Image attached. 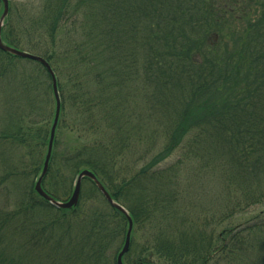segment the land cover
<instances>
[{"label": "trees", "instance_id": "16d2710c", "mask_svg": "<svg viewBox=\"0 0 264 264\" xmlns=\"http://www.w3.org/2000/svg\"><path fill=\"white\" fill-rule=\"evenodd\" d=\"M0 40L55 77L42 190L124 209L35 191L52 80L0 49V264H116L128 217L123 264H264V0H8Z\"/></svg>", "mask_w": 264, "mask_h": 264}, {"label": "water", "instance_id": "95a60500", "mask_svg": "<svg viewBox=\"0 0 264 264\" xmlns=\"http://www.w3.org/2000/svg\"><path fill=\"white\" fill-rule=\"evenodd\" d=\"M2 1H3V5H4V11L2 13L1 19L5 16V14L7 12V7H8L7 0H2ZM0 49L3 51L10 52V53H12L16 56L22 57V58L31 59V60L40 62L46 68V70L49 73L51 80H52V88H53V93H54V97H55V101H56L55 113H54L53 123H52L51 129H50L47 151H46L45 160H44V164H43V169L41 171L40 176L38 177V179L35 182V186H34L35 191L40 196H42L44 199H46L47 201H49L50 203H52L53 205H55L57 207L71 208L72 206H74L77 203L78 196H79L80 183H81L82 178L88 177L94 182L96 187L99 189V191L102 193V195L105 197V199L107 200V202L110 205H112L113 207H116L119 210H121L122 212H124L123 209L119 205L115 204L112 201V199L109 197L108 193L104 190L102 185L95 179L94 175L87 170H83L78 174L76 181H75V185H74L72 194L67 201L58 202V201L52 199L50 196H48L42 190L41 180H42V178L45 175L46 170H47V164H48L50 154H51L53 138H54L55 128H56L58 117H59V109H60V102H59V98H58L55 77H54V74H53L49 64L42 57L31 54V53L22 52V51H18L16 49L10 48V47L2 44L1 41H0ZM131 228H132V222H131V219L128 218V228L126 231L125 241H124V244L122 246V249L120 250V252L118 253V255L116 257V264H122L121 258L123 256V254L128 250Z\"/></svg>", "mask_w": 264, "mask_h": 264}, {"label": "rangeland", "instance_id": "374dc122", "mask_svg": "<svg viewBox=\"0 0 264 264\" xmlns=\"http://www.w3.org/2000/svg\"><path fill=\"white\" fill-rule=\"evenodd\" d=\"M12 1V3L18 4V3H24L26 0H9ZM28 1V0H27ZM68 131H70L68 129ZM66 130V133H64L63 135H61L60 139H59V144L57 146V148H61L65 145V143L68 141V139L70 138L69 132ZM174 159V157H169L166 161L165 164H169L172 160ZM217 193L216 189H214L212 186H208V190H204L202 191V193L200 194V197H203L200 201L202 202V206H204L206 199L207 201H209L211 203V209L212 207H214V203L216 202L217 197L215 196ZM224 200H221V202H223ZM220 206V204L216 203V207L218 208ZM187 213H190V210L188 208H185ZM264 210V203L260 204V205H255L252 208H249L248 210L237 214L236 220H235V224L237 226L238 229L242 228L244 225H246V223H248L249 219L251 218V215L256 214L257 212ZM184 211V209H183ZM135 233H134V237H135V241L137 243H142L144 241V237L148 234L147 233V228H143V229H138L135 228ZM30 253H32L30 251Z\"/></svg>", "mask_w": 264, "mask_h": 264}]
</instances>
